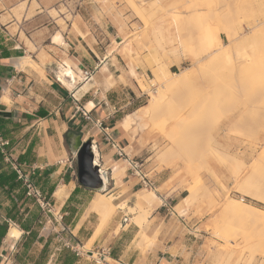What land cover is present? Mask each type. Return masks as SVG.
<instances>
[{
    "label": "rangeland",
    "instance_id": "obj_1",
    "mask_svg": "<svg viewBox=\"0 0 264 264\" xmlns=\"http://www.w3.org/2000/svg\"><path fill=\"white\" fill-rule=\"evenodd\" d=\"M92 1L81 0L84 12H93L90 7L95 10ZM94 1L100 9L111 12L119 5L115 0ZM122 6L124 13L130 12V17L124 18V41L136 48L125 51L124 57H129L130 71L139 66L143 75L140 78L131 71L144 93L135 106L148 105L152 96L165 97L157 106L160 110H142L135 119V115L129 119L127 134L139 149L129 148L126 152L133 158L142 148L150 147V162L159 182L147 177L151 187L142 186L132 197L125 195L124 200L113 193H100L113 207L107 218L100 219L98 229L123 209L125 219L129 217L139 227L134 246L142 254L155 246L162 250L161 263L157 264H263L264 231L245 217L227 214L225 210L236 201L260 210L264 217V185L254 191L242 185L247 176L261 179L264 173V63L258 61L264 52V0H122ZM73 7L71 0L60 4V11L67 16L66 25H62L65 30L71 21L67 12ZM257 15L263 18L258 19ZM84 21L97 22L99 36L106 31L104 19ZM126 23L131 27L127 28ZM257 28L262 34L255 33ZM258 41L261 43L254 45ZM230 50L231 56L226 59L219 54ZM140 58L142 63H137ZM160 63L167 77L173 78L182 70H186V75L172 79L165 89L154 75ZM63 68H55L53 76L57 77ZM126 100L124 97V104ZM165 101L169 103L166 105ZM71 144L66 135L69 160L74 158ZM146 155L133 160L144 165L149 157ZM212 165L221 169L219 177L212 172ZM112 169L118 174H133L128 162H119ZM142 174L147 172L142 170ZM140 200L143 202L138 204ZM151 210H155L154 223L147 221ZM36 216L45 220L50 214L39 211ZM259 240L260 246H255Z\"/></svg>",
    "mask_w": 264,
    "mask_h": 264
},
{
    "label": "crops",
    "instance_id": "obj_2",
    "mask_svg": "<svg viewBox=\"0 0 264 264\" xmlns=\"http://www.w3.org/2000/svg\"><path fill=\"white\" fill-rule=\"evenodd\" d=\"M64 2L0 0V130L9 142L6 155L45 196L46 203L41 206L26 197L16 173L18 188H0V264H82L97 261L100 254L102 264L161 263L159 247L142 254L134 246L139 227L129 217L125 219L123 209L99 230L101 218L89 206L96 193H113L124 200L125 195L132 197L142 187L132 173H119L113 179L112 169L130 158L126 152L129 148L139 149L131 143L121 123L124 117L144 107L135 106L144 93L124 57L125 51L136 50L124 41V18H129L130 12L124 13L122 0L114 1L119 5L113 12L100 9L94 0L95 10L90 7L93 12H84L81 0H71L74 9L67 12L71 21L65 30L62 25H66V12L60 11ZM87 18L104 19L106 31L102 36L97 33V22L84 21ZM56 35L61 42L53 41ZM142 61L140 58L137 63ZM66 62L73 64L71 68L79 79L72 89L63 86L58 75L53 76L54 69L66 67ZM132 70L143 76L139 66ZM82 112L109 128L120 151L106 143L103 134L83 119ZM70 131L82 142L91 140L99 169L108 172L103 191H90L78 184L75 160H69L65 149V137L70 136ZM151 153L150 147H144L134 157L149 156L142 170L157 184L159 177L150 162ZM0 155V174L14 172ZM211 170L220 176L218 166L212 165ZM59 189L64 190L63 194L56 197ZM39 211L50 216L39 220ZM155 220V210H151L147 221ZM12 229L20 233L18 237L9 236Z\"/></svg>",
    "mask_w": 264,
    "mask_h": 264
},
{
    "label": "bare ground",
    "instance_id": "obj_3",
    "mask_svg": "<svg viewBox=\"0 0 264 264\" xmlns=\"http://www.w3.org/2000/svg\"><path fill=\"white\" fill-rule=\"evenodd\" d=\"M206 2V1H205ZM260 2V1H259ZM194 3V2H193ZM203 3V2H202ZM200 4V3H199ZM158 6V5H157ZM133 8H134V6H133ZM138 10V9H137ZM136 12V11H135ZM138 12V11H137ZM136 12V13H137ZM258 13H260V11H258ZM262 13V12H261ZM263 13H264V11H263ZM195 14V13H194ZM136 15H138V14H136ZM256 15V14H255ZM259 15V14H258ZM257 15V16H258ZM262 15H264V14H262ZM143 16V15H142ZM196 17H198V16H196L195 15V19L197 20V18ZM224 17V16H223ZM259 17H260V19H261V17L262 16H258V19H259ZM142 18H144V17H141V20H143ZM263 18V17H262ZM246 19V18H245ZM258 19H256L257 21H258ZM247 20V19H246ZM264 20V19H263ZM204 21H205V19H204ZM254 21V20H253ZM197 22V21H196ZM259 22H261L262 23V21H258V23ZM206 23V22H205ZM256 23V22H255ZM125 24V23H124ZM245 24H246V22H245ZM197 25H199V23L197 22ZM196 25V27L197 28H199L200 27V25H199V27ZM263 24H261V26H262ZM194 27H195V25H194ZM202 27V26H201ZM246 27V26H245ZM250 28V27H249ZM248 28V29H249ZM200 29V28H199ZM264 29V28H263ZM257 30V31H256ZM254 31H256L255 33H261L262 34V32L260 31H258V28L257 29H255ZM249 33V32H248ZM247 33V34H248ZM254 33V32H253ZM252 33V35H254ZM254 36H256V34L254 35ZM259 36V35H258ZM217 38V36H216V34H214L213 35V39H215V42H216V38ZM238 37V36H237ZM236 40H237V38H235ZM246 39V38H245ZM255 39H257V37H255ZM259 39V38H258ZM209 40V39H208ZM261 39H259V41H260ZM263 40V39H262ZM53 41L54 42H61V39H60V36L59 35H56L54 38H53ZM243 41V43H244V40H242ZM257 41V40H256ZM256 42L254 45H257L258 43H261V42ZM264 41V40H263ZM262 41V42H263ZM241 42V41H240ZM246 42V41H245ZM207 43V42H206ZM238 44V43H237ZM261 45H264L263 43L261 44ZM244 46V45H243ZM259 47H261L260 46V44L258 45ZM239 49V48H238ZM260 49V48H259ZM256 50V49H255ZM261 51V50H260ZM259 51V52H260ZM263 51V50H262ZM261 51V52H262ZM212 52V51H211ZM237 52V51H236ZM242 52V51H241ZM253 52V50H251V53ZM254 52H257V50L256 51H254ZM128 53V52H127ZM154 53V52H153ZM207 53V52H206ZM205 53V54H206ZM220 55H222L223 56V58H228V57H230L231 56V50L229 51V52H227V51H224V52H221V53H219ZM242 55H243V52L241 53ZM240 54V55H241ZM255 54V53H254ZM258 52H257V56H258ZM263 54V56L260 54L258 57H259V60H258V58H256L257 56H255L254 58H256L258 61H262V63H264V52L262 53ZM235 56L237 55V53H235L234 54ZM237 56H239V54L237 55ZM236 56V57H237ZM246 56V55H245ZM251 56H253V54H251ZM251 56H249V57H251ZM204 57V56H203ZM240 57H242V56H240ZM247 57V56H246ZM129 58V57H128ZM238 58V57H237ZM203 59V58H202ZM202 59H200V60H202ZM204 59H206V57L204 58ZM261 59V60H260ZM230 60V59H229ZM238 60V59H237ZM69 61V60H68ZM29 62V61H28ZM248 62H250V61H248ZM25 63H27V62H24V64ZM31 63V61L28 63V64H30ZM23 64V65H24ZM31 64H34V63H31ZM30 64V65H31ZM130 64V63H129ZM71 65H73V64H71ZM75 66V65H74ZM104 66V65H103ZM157 66V65H156ZM32 67H33V65H32ZM162 67H163V65L160 63V64H158V67H157V70H156V72H155V79L157 80V81H160L164 86H165V89H168V83H169V81H171L172 79H175V78H179V77H184L185 75H186V70H182L180 73H178V74H173L172 75V77L173 78H171V77H167L165 74H164V72H162ZM33 68H35V67H33ZM262 68V67H261ZM263 69H264V67H263ZM132 71V70H131ZM133 73V72H132ZM100 75H101V73H100ZM108 74H106V76H107ZM134 75V74H133ZM261 75V74H260ZM263 75H264V72H263ZM242 76V75H241ZM110 77V76H109ZM237 77H239V76H237ZM112 78V77H111ZM141 78V77H140ZM241 78V77H240ZM261 78H262V75H261ZM101 79H102V77H101ZM106 79V78H105ZM107 79H109V78H107ZM244 79V78H243ZM242 79V80H243ZM264 79V77L262 78V80ZM58 80H59V82L63 85V86H65L66 88H68V89H72L73 88V83L76 81V73L73 71V69L71 68V66L68 64V63H66V67L65 68H63V69H61L59 72H58ZM96 80V79H95ZM112 80V79H111ZM114 80V79H113ZM238 80V79H237ZM241 80V81H242ZM261 80V79H260ZM97 81V80H96ZM109 81V80H108ZM104 82V81H103ZM106 82V81H105ZM113 81H111V83H112ZM111 83H110V85H111ZM136 83H137V81H136ZM260 83V82H259ZM263 83V87H264V81L262 82ZM98 84V83H97ZM107 84V83H106ZM105 84V85H106ZM113 84V83H112ZM139 85V84H138ZM140 86V85H139ZM138 86V87H139ZM141 88V87H140ZM139 88V89H140ZM147 88V87H146ZM239 88V87H238ZM164 89V88H163ZM260 89H262L261 87H260ZM259 88L257 89V90H260ZM141 90V89H140ZM238 90V92L240 91L239 89H237ZM236 90V87H235V91H237ZM264 90V89H263ZM262 90V91H263ZM147 92V91H146ZM149 92V91H148ZM259 94H260V92L259 91H257ZM158 93V92H157ZM240 93V92H239ZM242 93V92H241ZM255 93V92H254ZM257 93V94H258ZM263 93H264V91H263ZM256 93H255V95H257ZM254 95V96H255ZM156 96H158V95H156ZM253 96V97H254ZM164 97V95H159L158 97H155V96H152V98H151V100H150V103L148 104V105H146V106H144V107H142L141 109H140V111H142V110H148V111H150V112H154V110L156 109V107L158 106V107H160L158 104H160L159 102L161 101V98H162V100L165 98H163ZM264 97V96H263ZM255 98V97H254ZM167 100V99H166ZM264 100V99H263ZM169 101H170V99H169ZM166 102V105H167V102L168 101H165ZM169 103V102H168ZM166 105H164V106H166ZM170 105V104H169ZM168 105V106H169ZM89 106H91V104H89ZM263 106H264V102H263ZM157 107V108H158ZM159 110H160V108H158ZM169 109V108H168ZM157 110V109H156ZM166 110H167V107H166ZM170 110V109H169ZM168 110V111H169ZM264 110V109H263ZM263 110H261V112L263 111ZM171 111V110H170ZM157 112V111H156ZM262 114H264L263 112H262ZM135 115V116H134ZM132 116H134V119L136 118V116H137V114L135 113V114H133V115H128V116H126V117H124V120H122V123H121V126L123 127V129H124V131H126V132H129V130H130V123H131V121L129 120ZM165 122L163 121V124H164ZM170 137H173L172 135L170 136ZM169 142H171V140L169 139ZM97 151H95V148H94V146H93V153H94V163L96 164V165H98L97 164V159H98V156H97V153H96ZM160 156H162V153H161V155ZM161 159H162V157H161ZM123 171V170H122ZM107 172V171H106ZM106 172H104L103 170H100V174H101V176H102V178H103V181H104V184H106V182H107V174H106ZM108 173V172H107ZM113 179L118 175V171H115V169L113 170ZM254 176H247L243 181H242V185L244 186V187H246L247 189L250 187V189L252 190V191H254L255 189H257V186H259V185H264V173H263V175H262V178H261V176H260V178L261 179H254L253 178ZM241 183V182H240ZM242 187V186H241ZM243 187V188H244ZM264 188V187H263ZM63 189H59V190H57L56 191V193H55V196L56 197H60L62 194H63ZM68 193V192H67ZM150 196H154L153 195V193H148ZM192 197V196H191ZM193 197H194V195H193ZM62 198H64V197H62ZM190 198V197H189ZM110 199V198H109ZM143 202V200H140L139 202H138V204H140V203H142ZM193 202V201H192ZM233 202H235V203H233V204H235V205H232V206H230V207H228L225 211H226V213L227 214H230V213H234V214H238L240 217H245L247 220H248V222H250V224H253L254 226H256L257 228H258V230L260 229L261 231H264V217H263V214H261V211L260 210H258V209H256V208H254V207H251V206H249V205H247V204H240V203H236V201H233ZM190 203V202H189ZM91 205V206H90ZM89 206H90V210H92V212L94 211V212H96L97 214H99V216L101 217V219H105V218H107L109 215H110V213L112 212V205L110 204V201H107L105 198H104V196L102 195V194H100V193H96L95 194V197H94V199H93V201H92V203L91 204H89ZM142 217H144V216H142ZM144 219V218H143ZM223 227V226H222ZM253 227V226H252ZM225 230H226V228H225ZM255 230H257L256 228H255ZM252 232H254V231H252ZM19 234L20 233H18V231L16 230V229H12L10 232H9V236H13V237H18L19 236ZM257 234V233H256ZM145 236V235H144ZM246 236H248V235H246ZM10 238V237H9ZM264 238V237H263ZM250 239V238H249ZM252 239V238H251ZM150 240V239H149ZM144 241H146V240H144ZM261 240H259L258 241V243L256 242V243H254L255 244V246H258L261 242H260ZM260 242V243H259ZM264 242V241H263ZM257 244V245H256ZM260 246V245H259ZM262 246H264V245H262ZM252 247V246H251ZM253 248H254V246H253ZM262 259H264V256H263V258ZM112 260V259H111ZM264 262V261H263ZM264 264V263H263Z\"/></svg>",
    "mask_w": 264,
    "mask_h": 264
},
{
    "label": "built area",
    "instance_id": "obj_4",
    "mask_svg": "<svg viewBox=\"0 0 264 264\" xmlns=\"http://www.w3.org/2000/svg\"><path fill=\"white\" fill-rule=\"evenodd\" d=\"M83 119L87 122H91L93 124V128H95L97 131L103 134L106 143L109 144V146L112 149H116L120 151V148L118 144L115 143L112 136L109 133V128L104 126L103 122L101 120H94L92 121L89 114L87 112H82ZM9 146L8 140L4 139L0 130V154H2L5 157V162L9 164V166L12 168V170L17 174V180L21 181L23 186L26 190V197L34 199L39 205L44 206L46 203L44 202V199L42 198L40 190L31 182L29 178L24 176L23 172L10 160L8 155H6V148ZM133 158H127L126 162H128V166L133 171V174L135 177L138 178L139 182L144 187H151L150 181L147 179V175L142 174L141 168L143 167L142 164H138ZM104 262L103 255H97V261L96 263Z\"/></svg>",
    "mask_w": 264,
    "mask_h": 264
},
{
    "label": "water",
    "instance_id": "obj_5",
    "mask_svg": "<svg viewBox=\"0 0 264 264\" xmlns=\"http://www.w3.org/2000/svg\"><path fill=\"white\" fill-rule=\"evenodd\" d=\"M71 151L74 155L77 182L85 189L101 192L105 189L99 166L94 163L93 145L91 140L82 142L79 135L69 136Z\"/></svg>",
    "mask_w": 264,
    "mask_h": 264
},
{
    "label": "trees",
    "instance_id": "obj_6",
    "mask_svg": "<svg viewBox=\"0 0 264 264\" xmlns=\"http://www.w3.org/2000/svg\"><path fill=\"white\" fill-rule=\"evenodd\" d=\"M2 160V156L0 155V161ZM20 186L19 182L16 181L15 172H11L9 174H0V188L7 190H14Z\"/></svg>",
    "mask_w": 264,
    "mask_h": 264
}]
</instances>
